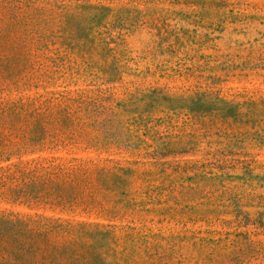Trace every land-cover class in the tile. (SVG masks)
<instances>
[{"label":"rangeland","instance_id":"rangeland-1","mask_svg":"<svg viewBox=\"0 0 264 264\" xmlns=\"http://www.w3.org/2000/svg\"><path fill=\"white\" fill-rule=\"evenodd\" d=\"M23 1L43 40L0 34L12 140L115 169L87 203L0 208L135 228L136 264H264V0ZM64 94L92 116L69 137Z\"/></svg>","mask_w":264,"mask_h":264},{"label":"trees","instance_id":"trees-1","mask_svg":"<svg viewBox=\"0 0 264 264\" xmlns=\"http://www.w3.org/2000/svg\"><path fill=\"white\" fill-rule=\"evenodd\" d=\"M23 5V0H0V34L13 28L19 41L23 36L24 44L32 42L28 37L43 40L34 29L31 16L24 15ZM73 101L64 94L58 103L57 129L68 137L90 125L92 118L87 111L89 106L76 109ZM10 111L9 124H5V115L0 113V186L4 187L0 188V196L13 202L43 200L62 209L87 203L95 182L101 183V177L115 167L80 157L24 159L39 143L25 136L12 140L16 119L21 115L17 102ZM64 142L62 137L61 143ZM6 177L11 183L6 182ZM144 235L147 234L132 227L119 233L100 223L0 208V264H136L134 256L120 251L119 246L136 244L146 238Z\"/></svg>","mask_w":264,"mask_h":264}]
</instances>
